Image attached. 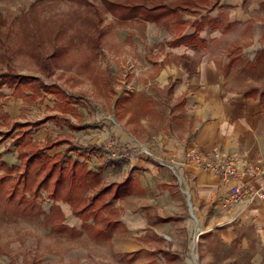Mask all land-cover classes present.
<instances>
[{"label": "rangeland", "instance_id": "374dc122", "mask_svg": "<svg viewBox=\"0 0 264 264\" xmlns=\"http://www.w3.org/2000/svg\"><path fill=\"white\" fill-rule=\"evenodd\" d=\"M173 1L156 0L163 4ZM198 1L197 9L205 12L215 0ZM245 2L248 14L263 26L264 0ZM185 18L193 21L200 16L186 14ZM210 32L204 36L209 38ZM236 34L244 37L242 43L248 42L247 31L233 28L213 48L231 49L234 43L230 38ZM173 36L172 27L162 21H119L102 0H0V72L13 69L21 77L37 78L55 88L51 92L27 85L0 88L3 159L19 166L18 150L28 138L40 147L51 140L69 139L47 153L64 152L70 144L96 146L87 164L103 170L104 184L127 178L133 181L131 196L126 198L127 192L115 202L122 225L115 227L111 237L84 228V220L73 214L70 204L51 201L44 192V198L37 202L50 214L47 218L0 209V264L221 262L205 253L209 240L197 235L198 218L192 214L185 175L178 168L173 171L153 161V170H130L126 168L129 159L119 163L105 151L110 142L118 150L128 149L118 146L114 130L125 132L139 146L140 141L152 140V135L167 130L166 120H174L179 110L170 104V97L147 84L153 81L157 59ZM44 64L50 67L49 72L44 71ZM131 148L128 150L134 158L141 156ZM52 205L60 211L49 212ZM168 216L176 219L166 221ZM87 221L93 223L92 218ZM61 225L76 228L81 234L64 231ZM147 228L157 239L144 235ZM158 248L171 256L155 253ZM233 254L225 251L222 256L225 259Z\"/></svg>", "mask_w": 264, "mask_h": 264}, {"label": "crops", "instance_id": "0c3cea01", "mask_svg": "<svg viewBox=\"0 0 264 264\" xmlns=\"http://www.w3.org/2000/svg\"><path fill=\"white\" fill-rule=\"evenodd\" d=\"M218 5L208 14L221 16L220 28L205 27L200 32L202 46L165 45L155 77L147 83L170 97V104L179 110L174 118L177 122L166 120L167 130L139 142L161 159L176 156L181 161L189 148L211 151L217 147L249 162H264V64L256 59L264 49V25L248 14L245 0H219ZM233 28L247 31L248 42L242 43L244 37L236 34L230 38L234 48H213ZM208 31L209 38L204 36ZM194 32L188 26L182 35ZM114 132L118 146L139 147L125 132ZM153 161L132 154L126 168L153 170ZM178 169L185 175L191 211L198 218L197 235L209 240L205 246L208 258H219V264H264V201L228 205L231 184L193 167L178 165ZM151 231H145L148 239L154 234ZM225 251L234 254L223 259Z\"/></svg>", "mask_w": 264, "mask_h": 264}, {"label": "trees", "instance_id": "16d2710c", "mask_svg": "<svg viewBox=\"0 0 264 264\" xmlns=\"http://www.w3.org/2000/svg\"><path fill=\"white\" fill-rule=\"evenodd\" d=\"M102 2L121 22L139 20L143 23H160L162 21L168 27L171 26L174 36L169 45L181 43L204 45L200 32L205 27L216 28L221 17L212 18L208 14L216 7H220L219 0L213 1L205 12L197 9L200 6L198 0H176L168 4L157 3L156 0H126L125 2L102 0ZM186 14L200 16V20H187ZM188 26H192L195 32L182 35ZM256 59L264 64V49L260 51ZM43 67L44 71H50V67L46 64ZM32 80H36L38 85ZM5 85L13 89L27 85L32 90L44 88L49 92L55 89L37 78L21 77L13 69L0 72V88ZM21 140L23 139L21 138L20 142ZM67 141L69 139L51 140L40 147L34 139L28 138L18 150L19 166L7 163L0 153V170L4 172L0 175L1 212L10 210L24 217L43 214L47 218L50 214H46L37 202V199L44 198L42 194L44 192L51 201L61 200L70 204L73 214L84 220L82 225L84 228H92V231L100 235L111 237L115 227L122 225L118 219L120 213L115 207V202L125 193L131 192L133 181L127 178L122 182L104 184L103 170L92 169L87 164L89 153H92L96 146L70 144L64 152L59 151L53 156L47 153L48 150L60 147ZM57 209L60 211L57 205H52L49 212ZM112 214L115 216L114 219L110 218ZM90 218L93 219L92 224L87 221ZM164 219L170 221L175 220L176 217L168 216ZM101 221L105 224L100 225ZM60 228L71 234H81L73 227L61 225ZM151 238L157 239L155 234ZM142 239L146 240V237ZM155 253H161L164 257L171 256L162 248H158Z\"/></svg>", "mask_w": 264, "mask_h": 264}, {"label": "built area", "instance_id": "2783aa9c", "mask_svg": "<svg viewBox=\"0 0 264 264\" xmlns=\"http://www.w3.org/2000/svg\"><path fill=\"white\" fill-rule=\"evenodd\" d=\"M105 151L110 159L119 163L132 156L130 150H118L111 142ZM135 151L137 155L156 159L159 165L173 171L179 165L193 167L218 176L223 182L231 184L226 198L228 205L243 206L258 200L264 201L263 161L249 162L238 154L223 153L217 147L211 151L189 148L185 151L181 161H177L176 156H172L169 160L157 159L152 151L142 146L135 148ZM176 175L180 180L179 175Z\"/></svg>", "mask_w": 264, "mask_h": 264}]
</instances>
